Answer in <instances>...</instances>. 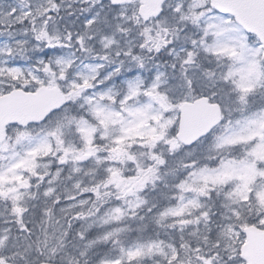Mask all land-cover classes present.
I'll return each mask as SVG.
<instances>
[{"label":"snow or ice","instance_id":"6c2138e0","mask_svg":"<svg viewBox=\"0 0 264 264\" xmlns=\"http://www.w3.org/2000/svg\"><path fill=\"white\" fill-rule=\"evenodd\" d=\"M0 264H264V0H0Z\"/></svg>","mask_w":264,"mask_h":264}]
</instances>
